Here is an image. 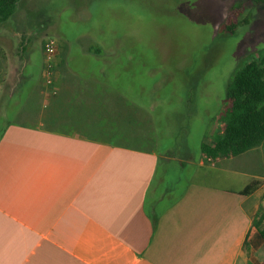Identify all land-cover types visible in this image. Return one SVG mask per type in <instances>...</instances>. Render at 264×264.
<instances>
[{
  "label": "crops",
  "instance_id": "crops-1",
  "mask_svg": "<svg viewBox=\"0 0 264 264\" xmlns=\"http://www.w3.org/2000/svg\"><path fill=\"white\" fill-rule=\"evenodd\" d=\"M90 8L19 0L0 23V264H264L252 226L264 207V148L244 153L242 167L229 162L244 154L206 159L201 144L223 134L227 102L195 161L126 145L154 142L141 129L148 90L132 50L141 40L123 51L117 74L114 32L107 24L104 42ZM137 23H126L125 39ZM49 38L54 95L42 75ZM117 126L123 135L104 129ZM172 169L182 182L170 181Z\"/></svg>",
  "mask_w": 264,
  "mask_h": 264
},
{
  "label": "rangeland",
  "instance_id": "rangeland-1",
  "mask_svg": "<svg viewBox=\"0 0 264 264\" xmlns=\"http://www.w3.org/2000/svg\"><path fill=\"white\" fill-rule=\"evenodd\" d=\"M68 2L75 6L88 3L92 7L91 11L98 14L97 22L104 25V42L108 41L107 24H110L114 35L109 41L119 51L117 62L122 63V53L131 41L141 40L132 48L135 55L141 54L145 90H148L149 110L146 126L141 129L147 130L148 139L154 142L126 145L171 152L182 161L196 160L209 125L219 119L226 105V91L237 71L250 61L264 57V6L258 8L245 0ZM108 6L113 7L112 16ZM244 19L248 20L247 25L237 27L233 33L225 31L226 25ZM129 21L142 25L139 29L132 28L131 38L125 39L124 28ZM116 68L118 74V65ZM124 84L123 75L116 78L119 89ZM104 129L123 135L125 128ZM247 157L249 154H244L229 165L242 167L238 164ZM185 177L189 180L190 174ZM169 179L172 183L182 182L183 170L172 169Z\"/></svg>",
  "mask_w": 264,
  "mask_h": 264
},
{
  "label": "trees",
  "instance_id": "trees-1",
  "mask_svg": "<svg viewBox=\"0 0 264 264\" xmlns=\"http://www.w3.org/2000/svg\"><path fill=\"white\" fill-rule=\"evenodd\" d=\"M19 0H0V23L6 22L14 13ZM260 8L264 0H245ZM248 20L235 21L225 26L233 33ZM118 65V63H117ZM122 63L118 65L122 70ZM227 107L224 112V130L215 138L213 146L201 144V152L207 158L237 157L258 147L264 148V57L252 60L237 71L226 91ZM256 182L244 191L250 192ZM264 198V194H263ZM264 242V207L252 220Z\"/></svg>",
  "mask_w": 264,
  "mask_h": 264
},
{
  "label": "built area",
  "instance_id": "built-area-1",
  "mask_svg": "<svg viewBox=\"0 0 264 264\" xmlns=\"http://www.w3.org/2000/svg\"><path fill=\"white\" fill-rule=\"evenodd\" d=\"M57 50V44L54 39H47L43 44V81L47 90H50L52 95L56 93L54 88V76H55V55ZM209 162L213 163L216 159L206 158Z\"/></svg>",
  "mask_w": 264,
  "mask_h": 264
}]
</instances>
